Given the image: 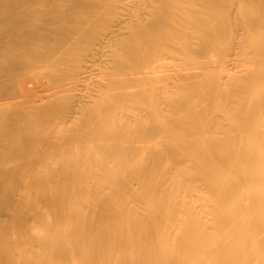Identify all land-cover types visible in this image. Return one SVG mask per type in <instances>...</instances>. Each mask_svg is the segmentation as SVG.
<instances>
[{"label":"bare ground","instance_id":"obj_1","mask_svg":"<svg viewBox=\"0 0 264 264\" xmlns=\"http://www.w3.org/2000/svg\"><path fill=\"white\" fill-rule=\"evenodd\" d=\"M0 264H264V0H0Z\"/></svg>","mask_w":264,"mask_h":264}]
</instances>
